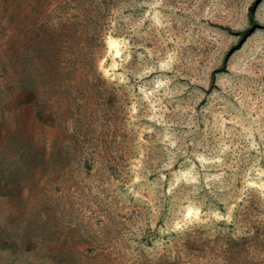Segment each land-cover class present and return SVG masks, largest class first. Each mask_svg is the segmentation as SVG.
I'll return each instance as SVG.
<instances>
[{"label": "rangeland", "instance_id": "rangeland-1", "mask_svg": "<svg viewBox=\"0 0 264 264\" xmlns=\"http://www.w3.org/2000/svg\"><path fill=\"white\" fill-rule=\"evenodd\" d=\"M22 89L54 264H264V0H0Z\"/></svg>", "mask_w": 264, "mask_h": 264}, {"label": "crops", "instance_id": "crops-1", "mask_svg": "<svg viewBox=\"0 0 264 264\" xmlns=\"http://www.w3.org/2000/svg\"><path fill=\"white\" fill-rule=\"evenodd\" d=\"M37 93L18 90L0 112V264H54L47 244L55 239L54 232L49 237L38 211L48 206L42 200V170L35 160L41 163V154L32 152L38 139L33 129L49 125Z\"/></svg>", "mask_w": 264, "mask_h": 264}, {"label": "trees", "instance_id": "trees-1", "mask_svg": "<svg viewBox=\"0 0 264 264\" xmlns=\"http://www.w3.org/2000/svg\"><path fill=\"white\" fill-rule=\"evenodd\" d=\"M253 9H254V7H252L251 8V12H250V15H251V25H252V27H255V25H256V19H255V17H254V12H253ZM252 27L251 28H249L248 30H246V31H244L243 32V35L244 36H247L250 32H252L253 30H252Z\"/></svg>", "mask_w": 264, "mask_h": 264}]
</instances>
